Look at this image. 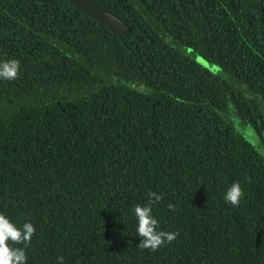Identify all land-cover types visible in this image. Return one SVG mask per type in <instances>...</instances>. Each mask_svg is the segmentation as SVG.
<instances>
[{
    "label": "trees",
    "instance_id": "16d2710c",
    "mask_svg": "<svg viewBox=\"0 0 264 264\" xmlns=\"http://www.w3.org/2000/svg\"><path fill=\"white\" fill-rule=\"evenodd\" d=\"M92 1L129 32L0 0V61H20L0 79V213L33 224L27 264H264V0ZM149 191L178 233L156 251L137 246Z\"/></svg>",
    "mask_w": 264,
    "mask_h": 264
},
{
    "label": "clouds",
    "instance_id": "9594fccd",
    "mask_svg": "<svg viewBox=\"0 0 264 264\" xmlns=\"http://www.w3.org/2000/svg\"><path fill=\"white\" fill-rule=\"evenodd\" d=\"M20 61L17 59L0 61V79L15 80L18 78ZM149 200L145 205L137 204L134 207V214L137 219V235L140 242L137 245L142 249L151 251L158 250L166 242H173L178 233L158 230L159 222L153 216L152 204L158 203L162 196L155 192L147 193ZM244 195L239 182H233L226 190L225 201L233 207L239 206ZM169 210L175 211L173 204L168 205ZM35 234L32 223L25 222L22 226H17L10 221L3 213H0V264H27L26 248L31 243V238ZM13 245H23L14 247ZM64 258L57 257V264H63Z\"/></svg>",
    "mask_w": 264,
    "mask_h": 264
},
{
    "label": "water",
    "instance_id": "95a60500",
    "mask_svg": "<svg viewBox=\"0 0 264 264\" xmlns=\"http://www.w3.org/2000/svg\"><path fill=\"white\" fill-rule=\"evenodd\" d=\"M83 14L89 16L97 23L107 28L112 33L125 35L129 27L125 22L111 14L107 9H102L92 0H66Z\"/></svg>",
    "mask_w": 264,
    "mask_h": 264
},
{
    "label": "rangeland",
    "instance_id": "374dc122",
    "mask_svg": "<svg viewBox=\"0 0 264 264\" xmlns=\"http://www.w3.org/2000/svg\"><path fill=\"white\" fill-rule=\"evenodd\" d=\"M181 50L186 53L192 60L196 61L198 64H200L201 66L211 70L212 72H217L216 74H219L221 75L220 71L218 70L217 67H215L214 65H211V64H208L207 62L203 61L198 55L194 54L192 51H190V49L188 48H185V47H182ZM218 70V71H217ZM224 76V75H222ZM141 86V89H145L147 90L144 86L142 85H139ZM137 89H140L138 88V86L136 87ZM231 119L234 123V125L240 130L243 132V134L245 135V138L250 142L252 143L253 145H256L257 141H256V138H255V135L253 133V131L251 130V128L241 122L235 115L234 113H232L231 115Z\"/></svg>",
    "mask_w": 264,
    "mask_h": 264
}]
</instances>
